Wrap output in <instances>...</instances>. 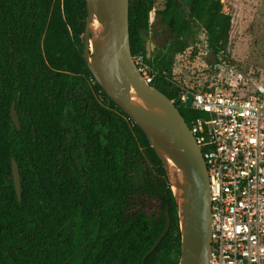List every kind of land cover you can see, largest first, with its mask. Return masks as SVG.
Returning <instances> with one entry per match:
<instances>
[{"label": "trees", "instance_id": "1", "mask_svg": "<svg viewBox=\"0 0 264 264\" xmlns=\"http://www.w3.org/2000/svg\"><path fill=\"white\" fill-rule=\"evenodd\" d=\"M156 1L129 0L131 54L143 56L150 85L189 123L197 114L180 103L182 90L163 74V62L147 58L151 23L161 25L151 38L171 42L173 56L190 48L198 31L218 55L231 20L221 0H190L185 13L178 0L154 12ZM86 16L85 0H0V264L70 257L67 264H178L177 210L165 170L89 72ZM149 41L154 52L166 46ZM167 216L169 229L150 251Z\"/></svg>", "mask_w": 264, "mask_h": 264}, {"label": "water", "instance_id": "2", "mask_svg": "<svg viewBox=\"0 0 264 264\" xmlns=\"http://www.w3.org/2000/svg\"><path fill=\"white\" fill-rule=\"evenodd\" d=\"M85 4V64L102 91L144 133L161 161L177 210L180 235L178 264H210L211 214L206 166L174 103L148 84L132 62L129 0H85ZM94 19L100 26L98 30L92 29ZM150 47L153 45L148 40L147 58L151 54ZM191 103L192 94L188 93L185 106L190 107ZM10 117L15 128L20 130L14 104L11 105ZM11 174L20 200L19 172L14 160L11 161ZM169 226L170 218L167 216L164 229L150 251L163 239ZM71 258L62 264H67Z\"/></svg>", "mask_w": 264, "mask_h": 264}, {"label": "built area", "instance_id": "3", "mask_svg": "<svg viewBox=\"0 0 264 264\" xmlns=\"http://www.w3.org/2000/svg\"><path fill=\"white\" fill-rule=\"evenodd\" d=\"M132 62L150 84L143 56ZM180 103L197 114L186 124L207 170L210 264H264V91H184Z\"/></svg>", "mask_w": 264, "mask_h": 264}, {"label": "rangeland", "instance_id": "4", "mask_svg": "<svg viewBox=\"0 0 264 264\" xmlns=\"http://www.w3.org/2000/svg\"><path fill=\"white\" fill-rule=\"evenodd\" d=\"M181 12H186L190 0H178ZM222 13L230 17V30L221 54L215 55L206 47V37L198 31L196 41L181 55L173 56L163 44V51H153L156 62H163L164 75L175 87L184 91H235L252 94L264 91V0H221ZM163 2L154 4L160 11ZM161 16L158 17L160 21ZM156 25V26H155ZM151 23L149 38L155 27ZM148 39V40H150ZM147 40V41H148ZM162 42V41H161ZM159 55V56H158ZM149 57V58H150ZM148 66V65H147ZM180 251V249H179ZM179 261V257L177 262Z\"/></svg>", "mask_w": 264, "mask_h": 264}, {"label": "bare ground", "instance_id": "5", "mask_svg": "<svg viewBox=\"0 0 264 264\" xmlns=\"http://www.w3.org/2000/svg\"><path fill=\"white\" fill-rule=\"evenodd\" d=\"M100 28L99 24L97 23V21L94 19L93 24H92V29L93 30H98ZM170 165L172 166V163H170Z\"/></svg>", "mask_w": 264, "mask_h": 264}, {"label": "flooded vegetation", "instance_id": "6", "mask_svg": "<svg viewBox=\"0 0 264 264\" xmlns=\"http://www.w3.org/2000/svg\"><path fill=\"white\" fill-rule=\"evenodd\" d=\"M157 2V1H156ZM155 2V3H156ZM161 2H163V4L161 5V8L164 6V9H161L160 11H158L157 9H155V7H154V12H162V11H164L165 10V7H166V1H164V0H162ZM190 2V1H189ZM154 3V4H155ZM189 4V3H188ZM188 7V6H187ZM153 16H154V13H153Z\"/></svg>", "mask_w": 264, "mask_h": 264}]
</instances>
